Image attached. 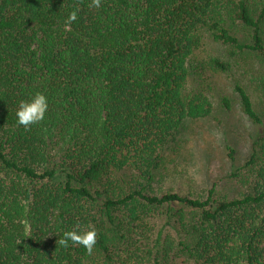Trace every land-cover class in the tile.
Wrapping results in <instances>:
<instances>
[{
    "label": "trees",
    "instance_id": "1",
    "mask_svg": "<svg viewBox=\"0 0 264 264\" xmlns=\"http://www.w3.org/2000/svg\"><path fill=\"white\" fill-rule=\"evenodd\" d=\"M246 54L264 63V0H0V264H264V119L239 81L260 129L241 189L153 188L168 146L213 111L204 81ZM36 93L48 111L25 129L18 103ZM161 215L173 233L155 235ZM92 229L91 253L59 244Z\"/></svg>",
    "mask_w": 264,
    "mask_h": 264
},
{
    "label": "rangeland",
    "instance_id": "2",
    "mask_svg": "<svg viewBox=\"0 0 264 264\" xmlns=\"http://www.w3.org/2000/svg\"><path fill=\"white\" fill-rule=\"evenodd\" d=\"M239 34L246 39L244 34ZM214 48L208 42L205 54L214 53ZM235 61L237 66L230 75L211 74L204 81L201 87L211 88L213 111L204 119L188 122L168 146L155 173V190L206 198L208 190L213 188L216 197L232 198L241 189L240 180L247 174L243 167L260 129L242 114L231 84L239 81L247 87L256 111L264 119V92L257 87L264 76V63L254 54L238 56ZM224 96L230 99L232 109L226 110L221 105ZM234 173L240 178H231ZM155 222L156 236L174 232L163 215Z\"/></svg>",
    "mask_w": 264,
    "mask_h": 264
},
{
    "label": "clouds",
    "instance_id": "3",
    "mask_svg": "<svg viewBox=\"0 0 264 264\" xmlns=\"http://www.w3.org/2000/svg\"><path fill=\"white\" fill-rule=\"evenodd\" d=\"M101 0H92L93 7H100ZM78 10L72 11L66 20V23L71 24L77 20ZM48 111V99L42 93H36L28 100H21L18 103L16 111L17 125L28 129L30 126L40 123L45 119ZM97 233L94 229L84 232L68 231L59 240V244L67 247L69 242L73 245H80L91 253L96 244Z\"/></svg>",
    "mask_w": 264,
    "mask_h": 264
}]
</instances>
